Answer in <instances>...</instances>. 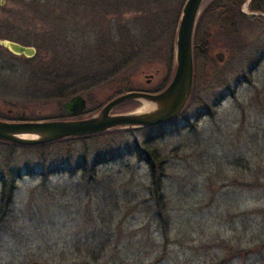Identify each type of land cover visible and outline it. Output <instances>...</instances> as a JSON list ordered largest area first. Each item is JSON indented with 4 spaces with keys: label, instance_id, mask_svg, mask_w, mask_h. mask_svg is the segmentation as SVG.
I'll return each instance as SVG.
<instances>
[{
    "label": "rangeland",
    "instance_id": "obj_1",
    "mask_svg": "<svg viewBox=\"0 0 264 264\" xmlns=\"http://www.w3.org/2000/svg\"><path fill=\"white\" fill-rule=\"evenodd\" d=\"M212 1L193 31L192 95L172 121L0 142V264H264V14L246 0L228 43L209 18L198 24ZM185 2L0 0V40L36 50L27 59L0 47V120L68 119L75 95L87 117L120 93L163 90ZM134 34L129 59L102 60L105 39L123 54Z\"/></svg>",
    "mask_w": 264,
    "mask_h": 264
},
{
    "label": "water",
    "instance_id": "obj_2",
    "mask_svg": "<svg viewBox=\"0 0 264 264\" xmlns=\"http://www.w3.org/2000/svg\"><path fill=\"white\" fill-rule=\"evenodd\" d=\"M204 0H186L180 17L175 42V69L170 83L160 92H127L122 94L96 113L84 120L45 121H0V142L22 147L40 146L64 139L86 137L112 129L153 128L178 117L190 96L193 84V31ZM0 47L15 56L33 58L36 50L9 40H0ZM222 61V54H217ZM125 102H136L139 107L131 112L110 115L111 111ZM144 103L154 108L136 114ZM86 101L75 95L63 104L64 112L70 116L81 115ZM31 264H42L33 262Z\"/></svg>",
    "mask_w": 264,
    "mask_h": 264
},
{
    "label": "trees",
    "instance_id": "obj_3",
    "mask_svg": "<svg viewBox=\"0 0 264 264\" xmlns=\"http://www.w3.org/2000/svg\"><path fill=\"white\" fill-rule=\"evenodd\" d=\"M245 1L246 0H213L202 11V13L199 17V20H198V24H200L204 18H209L208 24L215 26L220 31V34H222V36H224L226 38L227 42L231 43V40H232L231 33L235 28L236 20L238 18H245L246 17V15L243 14L241 11V8L245 4ZM250 10L253 12H259V13L264 14L263 7H261V5H258L255 2V0H253L251 2ZM54 23L56 24L55 27L57 29H59L60 25H62L61 18H58V20L54 21ZM118 28H119V26H118ZM120 28L118 30V33H119V35H122L121 39H123V34H124L123 29L124 28H123V26ZM140 29H141V27H140ZM56 34H57V31H53L51 36L54 38V37H56ZM126 34H128V33H126ZM109 35L110 34H108V36ZM127 36L124 35V38H126V39H125V43L123 46V54H119L117 52L118 49H121V46H120L121 43L113 44V43L108 42L107 39H105L106 41H104L103 43H101V45H99L102 48L100 53L102 55H106L105 57L102 58V60H104L105 63L117 62L118 64H120L123 62L125 57H126V59H129V57H131V55H133V53H134L133 47L135 46V44L138 45V41H136V34H134L132 37L130 35L128 37ZM131 38H135V41H131ZM41 39H43L41 46L46 47L49 44V42L45 41L46 40L45 37H41ZM118 59H120V61ZM55 60H59V59H54V62H55ZM71 61H70L69 65H71V64L75 65V60L71 59ZM56 63H57V61H56ZM57 64H58L57 69H60V68L62 69L61 66L69 67L68 65H65V64L62 65V63H57ZM76 66L81 68L80 64L76 65ZM121 71H123L122 67L117 68V70H116V68H114V74L117 72H121ZM54 81L56 82V79H53V82ZM54 87H56V90H54V93H58V94H60V93L63 94V92L64 91L66 92L68 89V88L62 87L61 85H56V84L54 85ZM60 87H62L61 88L62 90L60 89ZM159 91H155V92H159ZM119 95H122V94L120 93ZM136 105H137V103H136ZM18 121H28V120H18ZM6 144L14 145V144H10V143H6ZM15 146H17V145H15ZM151 158L155 159V157L153 155L151 156ZM146 161H148V158H146ZM151 172L154 174V169L152 167H151ZM152 183H154V180L152 181ZM9 193H11V191H9ZM7 199H8L7 202H9L10 201L9 199H11V198L8 197Z\"/></svg>",
    "mask_w": 264,
    "mask_h": 264
},
{
    "label": "flooded vegetation",
    "instance_id": "obj_4",
    "mask_svg": "<svg viewBox=\"0 0 264 264\" xmlns=\"http://www.w3.org/2000/svg\"><path fill=\"white\" fill-rule=\"evenodd\" d=\"M16 43V42H15ZM21 45V44H20ZM22 46H25V45H22ZM27 47H29V46H27ZM10 53V52H9ZM11 54V53H10ZM13 55V54H12ZM36 55V54H35ZM15 56V55H14ZM16 57H23V56H16ZM25 58V57H24ZM28 59V58H27ZM150 82V81H149ZM192 91H193V84H192V89H191V93H190V96H189V98H188V100H187V103L189 102V100H190V98H191V95H192ZM144 93H157V92H144ZM118 96H120V95H117V96H113V97H111V99L106 103V104H108L110 101H112L113 99H115L116 97H118ZM133 103V105H135V107L133 108V109H130V110H128V111H116V108L119 106H117L116 108H114L112 111H111V113H110V115H118V114H124V113H128V112H131V111H133V110H136V108H138V107H136V103L135 102H132ZM187 103H186V105H187ZM105 104V105H106ZM123 104V103H122ZM104 105V106H105ZM121 105V104H120ZM186 105H185V107H186ZM103 106V107H104ZM137 106H138V104H137ZM101 110V109H100ZM99 110V111H100ZM99 111H97L96 113H98ZM96 113H94V114H92V115H89V116H87V117H82L81 115H79V116H73V117H68V119H60V120H72V121H75V120H84V119H88V118H90V117H92V116H94ZM175 119V118H174ZM1 121V120H0ZM18 121V120H17ZM40 121H45V120H40ZM48 121V120H47ZM8 122H12V121H8ZM168 123V122H167ZM167 123H165V124H167ZM165 124H163V125H165ZM160 126H162V125H160ZM157 127H159V126H157ZM157 127H153V128H157ZM130 129H136V128H128V129H124V130H130ZM108 131H110V130H108ZM105 132H107V131H105ZM105 132H101V133H98V134H94V135H90V136H86V137H78V138H88V137H94V136H97V135H100V134H102V133H105ZM78 138H75V139H78ZM3 143V142H2ZM6 144V143H5ZM81 168H82V165L80 166ZM84 167V166H83ZM76 170H78V169H76ZM3 184H5V183H3ZM11 191V190H10Z\"/></svg>",
    "mask_w": 264,
    "mask_h": 264
},
{
    "label": "bare ground",
    "instance_id": "obj_5",
    "mask_svg": "<svg viewBox=\"0 0 264 264\" xmlns=\"http://www.w3.org/2000/svg\"><path fill=\"white\" fill-rule=\"evenodd\" d=\"M153 108H154L153 105H151L149 103H144L143 106L138 109V111L136 112V114L147 113V112L151 111Z\"/></svg>",
    "mask_w": 264,
    "mask_h": 264
}]
</instances>
